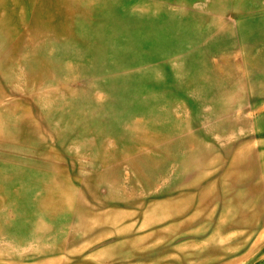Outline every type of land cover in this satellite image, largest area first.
Wrapping results in <instances>:
<instances>
[{"label":"rangeland","instance_id":"1","mask_svg":"<svg viewBox=\"0 0 264 264\" xmlns=\"http://www.w3.org/2000/svg\"><path fill=\"white\" fill-rule=\"evenodd\" d=\"M0 264H264V0H0Z\"/></svg>","mask_w":264,"mask_h":264}]
</instances>
